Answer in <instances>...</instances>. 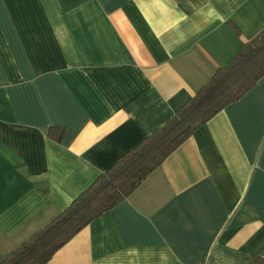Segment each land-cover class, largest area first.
I'll list each match as a JSON object with an SVG mask.
<instances>
[{
    "label": "crops",
    "instance_id": "crops-1",
    "mask_svg": "<svg viewBox=\"0 0 264 264\" xmlns=\"http://www.w3.org/2000/svg\"><path fill=\"white\" fill-rule=\"evenodd\" d=\"M264 28V0H0V260ZM264 74L46 264H264Z\"/></svg>",
    "mask_w": 264,
    "mask_h": 264
},
{
    "label": "trees",
    "instance_id": "trees-1",
    "mask_svg": "<svg viewBox=\"0 0 264 264\" xmlns=\"http://www.w3.org/2000/svg\"><path fill=\"white\" fill-rule=\"evenodd\" d=\"M264 74V28L218 68L162 126L100 173L63 211L8 253L0 264H46L92 219L127 197L200 125L238 99ZM257 263L264 262L255 258Z\"/></svg>",
    "mask_w": 264,
    "mask_h": 264
}]
</instances>
